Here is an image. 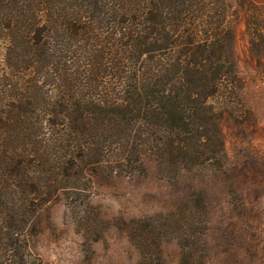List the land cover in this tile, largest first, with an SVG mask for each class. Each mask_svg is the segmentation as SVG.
Returning <instances> with one entry per match:
<instances>
[{
    "label": "trees",
    "instance_id": "obj_1",
    "mask_svg": "<svg viewBox=\"0 0 264 264\" xmlns=\"http://www.w3.org/2000/svg\"><path fill=\"white\" fill-rule=\"evenodd\" d=\"M235 4L264 58V0ZM231 10V0H0V264H45L37 242L59 197L99 241L98 177L221 163L209 100L239 89ZM176 214L186 215L117 224L139 264H161Z\"/></svg>",
    "mask_w": 264,
    "mask_h": 264
},
{
    "label": "rangeland",
    "instance_id": "obj_2",
    "mask_svg": "<svg viewBox=\"0 0 264 264\" xmlns=\"http://www.w3.org/2000/svg\"><path fill=\"white\" fill-rule=\"evenodd\" d=\"M235 2L228 25L239 89L209 100L220 117L224 159L179 172L148 162L143 176L98 177L90 200L106 228L95 243L84 239L57 198L46 208L37 242L45 264H139L137 249L117 224L149 217L164 224L174 211L186 215L176 214L179 225L162 234L161 264H264V58L250 51L246 13Z\"/></svg>",
    "mask_w": 264,
    "mask_h": 264
}]
</instances>
